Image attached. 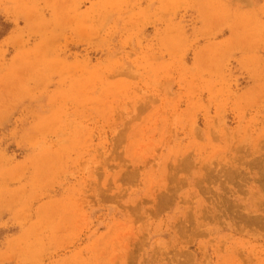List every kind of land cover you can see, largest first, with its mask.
I'll return each instance as SVG.
<instances>
[{
	"label": "rangeland",
	"instance_id": "1",
	"mask_svg": "<svg viewBox=\"0 0 264 264\" xmlns=\"http://www.w3.org/2000/svg\"><path fill=\"white\" fill-rule=\"evenodd\" d=\"M0 264H264V0H0Z\"/></svg>",
	"mask_w": 264,
	"mask_h": 264
}]
</instances>
